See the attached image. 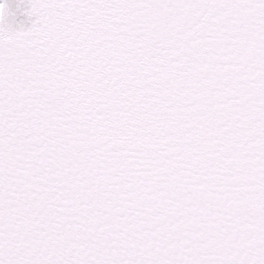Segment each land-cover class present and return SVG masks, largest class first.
Listing matches in <instances>:
<instances>
[{"label":"snow or ice","instance_id":"6c2138e0","mask_svg":"<svg viewBox=\"0 0 264 264\" xmlns=\"http://www.w3.org/2000/svg\"><path fill=\"white\" fill-rule=\"evenodd\" d=\"M0 4V264H264V0Z\"/></svg>","mask_w":264,"mask_h":264},{"label":"water","instance_id":"95a60500","mask_svg":"<svg viewBox=\"0 0 264 264\" xmlns=\"http://www.w3.org/2000/svg\"><path fill=\"white\" fill-rule=\"evenodd\" d=\"M7 4L8 17L7 22L13 27L19 28L21 24L25 27L31 25L34 17L27 15V9L30 7V0H0V4Z\"/></svg>","mask_w":264,"mask_h":264}]
</instances>
